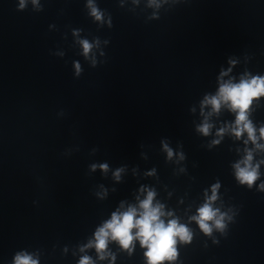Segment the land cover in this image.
I'll return each mask as SVG.
<instances>
[{"label":"clouds","instance_id":"9594fccd","mask_svg":"<svg viewBox=\"0 0 264 264\" xmlns=\"http://www.w3.org/2000/svg\"><path fill=\"white\" fill-rule=\"evenodd\" d=\"M35 3V0H33ZM25 5V0H20V8ZM92 14L100 18L97 10L93 8ZM84 54H87L91 50V45L87 41H82ZM77 73H79L80 66L76 65ZM264 95V78H254L250 81L242 80L239 84L227 83L221 86L218 96L211 99H206V104H211L215 111H219L221 103H228L229 106L237 111L236 129L235 134L240 136L242 132L247 131L249 138L255 140L254 129L250 122L247 121V110L252 102V99ZM210 125L204 123L199 129L203 134L207 135ZM222 131V130H221ZM261 135L264 136V129H261ZM169 156L172 153L169 150ZM251 154L243 161L244 167L237 164L236 175L237 179L242 184H248L251 186L258 178V172L256 168L251 167L250 161ZM104 170L107 169V165H100ZM95 168V165L93 166ZM119 173H117V176ZM216 187L214 186L212 191L213 195L210 197L208 203H205L203 207L198 210V216L194 217L199 223L201 229L206 233L212 231L209 221L215 223L217 228L222 229L223 216L218 217V210H214L211 207V201L216 199ZM261 187H264L262 185ZM154 193L149 192L147 198L141 202L140 209L130 207L126 212L114 213L111 220L105 223L96 233V248L99 252H102L106 246L109 238L118 241L122 247L128 248L133 239H139L142 246H146L149 251L145 255L149 259V264H160L161 261L168 259L173 260L176 256L175 243L176 237L183 241H190L191 235L188 229L183 225H178L177 221L171 220L166 225L161 217L164 213L161 211L160 206H153ZM136 229L135 236L132 230ZM103 258V257H101ZM15 264H37V261L33 260L28 255H17L15 258ZM80 264H91L88 257H84Z\"/></svg>","mask_w":264,"mask_h":264}]
</instances>
